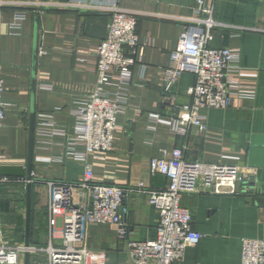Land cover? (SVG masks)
<instances>
[{
	"label": "crops",
	"instance_id": "1",
	"mask_svg": "<svg viewBox=\"0 0 264 264\" xmlns=\"http://www.w3.org/2000/svg\"><path fill=\"white\" fill-rule=\"evenodd\" d=\"M204 2L220 24L209 45L238 53L242 90L228 107L205 110V132L189 127L178 134L172 128L191 101L187 88L195 77L182 74L169 92L162 79L196 0H0V173L29 180L0 186V243L24 244L28 204L29 245H58L59 231L51 234L48 226V182L79 181L86 163L94 182L127 189L122 206L128 239H154L158 214L144 190L167 180L151 172L150 160L175 148L186 160L237 165L242 173L236 194H214L201 185L182 194L192 228L203 234L186 247L182 264H240L241 239L264 238V0ZM112 7L137 16L138 60L113 149L83 156L73 112L93 89L94 49L106 35ZM18 12L24 14L21 28L13 33ZM85 245L96 264H133L114 224L88 225ZM45 261L43 251L28 254V264Z\"/></svg>",
	"mask_w": 264,
	"mask_h": 264
},
{
	"label": "built area",
	"instance_id": "2",
	"mask_svg": "<svg viewBox=\"0 0 264 264\" xmlns=\"http://www.w3.org/2000/svg\"><path fill=\"white\" fill-rule=\"evenodd\" d=\"M195 14L180 28L177 45L170 54V63L164 70L162 85L169 92L184 73L193 74L195 82L187 88L189 104L181 108L173 131L185 134L189 127L206 131L205 110L226 108L234 96L240 94L241 76L237 64L238 53L230 48L209 45L211 30L220 24L211 16V8L204 0H196ZM23 13L15 14L10 30L18 33ZM134 12L112 7L105 37L94 49L96 80L85 101L73 114L78 121L75 140L84 146L87 154L113 149L112 138L117 130V117L125 109V90L130 84L131 67L136 62L139 36ZM115 89L112 91L110 87ZM0 131L5 117V103L1 96ZM3 151L0 146V160ZM150 170L164 176V187L140 190L158 214L156 237L137 241L128 239L123 216L126 208L122 199L127 189L118 185L96 183L89 164L84 165L79 181L48 182L47 201L50 233H60V243H49L45 248L24 244L0 243V264H22L25 252H45L44 264H96L85 245L86 229L91 224H114L118 238L126 242L133 264H182L184 251L196 245L202 233L192 228V216L180 204L182 194L194 192L201 185L214 194H236V182L242 179L237 165L186 160L181 149L163 151L150 160ZM29 180L0 173V186ZM240 264H264V238H242Z\"/></svg>",
	"mask_w": 264,
	"mask_h": 264
},
{
	"label": "water",
	"instance_id": "3",
	"mask_svg": "<svg viewBox=\"0 0 264 264\" xmlns=\"http://www.w3.org/2000/svg\"><path fill=\"white\" fill-rule=\"evenodd\" d=\"M27 216H26V238H25V242H24V245L25 246H28L29 245V242L27 240V237H28V230H29V205L27 204ZM23 264H28V253L25 252L24 255H23Z\"/></svg>",
	"mask_w": 264,
	"mask_h": 264
}]
</instances>
